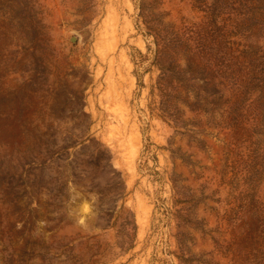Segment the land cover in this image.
Returning a JSON list of instances; mask_svg holds the SVG:
<instances>
[{
	"label": "rangeland",
	"instance_id": "rangeland-1",
	"mask_svg": "<svg viewBox=\"0 0 264 264\" xmlns=\"http://www.w3.org/2000/svg\"><path fill=\"white\" fill-rule=\"evenodd\" d=\"M198 1L0 0V264H264V0ZM141 5L184 32L166 119Z\"/></svg>",
	"mask_w": 264,
	"mask_h": 264
},
{
	"label": "trees",
	"instance_id": "trees-1",
	"mask_svg": "<svg viewBox=\"0 0 264 264\" xmlns=\"http://www.w3.org/2000/svg\"><path fill=\"white\" fill-rule=\"evenodd\" d=\"M197 1V0H196ZM241 1L248 0H219V3L224 6L227 4L237 5L244 8L245 5ZM198 3L203 4L204 1L199 0ZM230 11L232 8L229 9ZM237 11V9H236ZM141 21L144 31L141 33L147 41L146 54L138 53L140 64L148 63L149 69L154 67L159 71L155 83L151 86L150 95H154V91L158 92L159 105L150 109L151 112L158 110L162 119L169 116L171 108H174V102L183 103L182 92L184 90V66L186 60V47L184 41V32L181 29H175L171 24L163 22V14L160 12L152 13L149 9L141 5L138 7L137 22ZM136 22V27L139 31V24ZM204 69L212 72L213 69L225 67L221 52L211 49L207 52H201ZM226 54V53H225ZM193 55L196 57V53ZM234 59H237L234 57ZM221 84V83H219ZM138 85L142 86V82L138 81ZM246 83H232L233 97L237 102L247 94ZM222 86H226L223 84ZM170 117V116H169Z\"/></svg>",
	"mask_w": 264,
	"mask_h": 264
}]
</instances>
